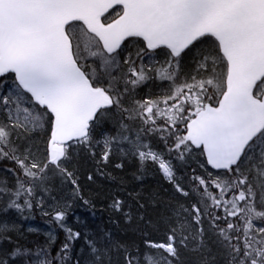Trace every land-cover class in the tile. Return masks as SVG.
Instances as JSON below:
<instances>
[{"label":"snow or ice","instance_id":"6c2138e0","mask_svg":"<svg viewBox=\"0 0 264 264\" xmlns=\"http://www.w3.org/2000/svg\"><path fill=\"white\" fill-rule=\"evenodd\" d=\"M77 159L172 189L114 195L138 238L85 235L87 264H264V0H0V215L65 233L0 221V264H82Z\"/></svg>","mask_w":264,"mask_h":264},{"label":"trees","instance_id":"16d2710c","mask_svg":"<svg viewBox=\"0 0 264 264\" xmlns=\"http://www.w3.org/2000/svg\"><path fill=\"white\" fill-rule=\"evenodd\" d=\"M1 162V161H0ZM119 162V161H116ZM75 164L77 175L79 177V183L83 181V179H87L88 175L90 173L98 174L95 169V164L93 161L85 160V159H77L73 162ZM3 165L5 166V169L8 167H11L10 163L3 161ZM105 173H111V178L107 176V178L101 179V183L99 182L98 185H102L99 188H103L101 193L102 196L100 198H88L91 203H95L96 205H100L101 208L99 210H102L101 213L97 214L96 217L91 218V220H85L86 216H92L90 211H84L79 210L78 213L71 211L69 212L68 219L66 221V224L73 228L75 231L81 232V239L76 241L73 245L74 249V255L77 254V256L85 257V259H82V264H87L86 256V245L84 236L88 235V237L96 238V239H102L103 235L107 232L112 233V236L115 239H118L121 232L120 227L113 230V223L114 220L120 218L118 214H114L111 209L108 207L109 203L111 202V198L114 195H120L121 197L128 200L129 203H133V201L127 196V193L129 190L135 189L137 192H141L144 196H147L149 193H158L159 199L167 202L170 198L172 189L171 186L167 184L166 181L155 171L149 169L145 175L144 179L142 181H136L132 178L133 172H135V167L130 161L125 162V168L123 170L116 169L114 165H109L107 168L104 169ZM6 173L4 171H0V177H4ZM105 176V175H104ZM153 180V181H150ZM57 184H59V181H57ZM110 184H114V186H111ZM70 185L67 186V189H70ZM98 188V189H99ZM120 188V191L118 190ZM118 190V192L116 191ZM82 203V202H81ZM133 207L135 209V205L133 203ZM97 210V212L99 211ZM162 211V208H153L151 205L147 207V215H151L155 217L158 212ZM14 220V221H11ZM0 221H7L14 223L16 225V230L12 231L11 233H18L26 235V242L25 246L31 247L36 244H40L39 242L43 240L42 244L46 243V238L43 232L40 234L43 235L42 238H39L36 233V231H24L23 227L26 224L32 225L31 228L33 229L34 226H40L43 228V231H47L48 233H52L55 238L56 237H62L65 239V233L64 231L59 228L57 224L51 221L50 217L43 216L39 210H36L32 213V218L28 220L21 219L17 213L14 211H11L7 215H0ZM47 226H49V229L51 231L46 230ZM123 228L125 231L130 235L132 238H138V234L136 233L135 229L138 227L137 224L133 223L131 225L126 224L125 222L122 223ZM30 229V228H29ZM28 229V230H29ZM22 232V233H21ZM13 237V236H12ZM45 240V241H44ZM13 242L18 243V239H14ZM3 247H8L7 243L3 245ZM82 251V252H81ZM55 254V252H54Z\"/></svg>","mask_w":264,"mask_h":264},{"label":"bare ground","instance_id":"6f19581e","mask_svg":"<svg viewBox=\"0 0 264 264\" xmlns=\"http://www.w3.org/2000/svg\"><path fill=\"white\" fill-rule=\"evenodd\" d=\"M3 169H5V166L3 165V161H1L0 162V171H2ZM93 176H94V179L92 181H89L88 179H83V181L80 183L82 193H83V195H84V197L86 199H88L90 197H92L94 199L95 198H100L102 196V193H104V192L101 193V191H102L103 188L102 187L99 188L102 185H98V183L99 182L101 183V179H103V177L104 178H107V175H105V176L102 177L100 174H94ZM150 181H153V180H150ZM110 185L111 186H114V184L113 185L110 184ZM118 190L120 191V188H118ZM118 190L116 189L117 192H118ZM129 191H132V190H129ZM100 208H101V206L100 205H96L95 203H91V205H83L81 202H77L73 206L71 212L72 213H74V212L78 213L79 210H81V211L83 210L84 213H85V211L86 212L87 211H90L92 216H90V217L89 216H86L85 219L83 220V221H85V220H91V218L96 217L97 214L101 213L102 210H99ZM97 210H99V211L97 212ZM134 211H135V209H134ZM11 221H14V220H11ZM114 221L115 222L113 223V230H115L116 228L120 227L119 229H120L121 234H120V236H119L118 239H129L131 237V234L129 235L125 231V229L123 228V226H122V223L125 222L124 219H123V217L118 218V220L115 219ZM8 223L9 224H12L11 222H8ZM31 226L32 225L26 224L23 227V229H22L23 232L24 231H29L28 229L31 228ZM33 229H38L39 230V231H36V233H38L37 236L39 238H42L43 237V235L40 234L41 232H43V234L45 235L44 237L46 238V240L48 239V232L47 231L44 232L42 227H40V226H38V227L37 226H34ZM136 229H135V231H136ZM46 230L51 231L49 229V226H47ZM136 233L139 235V233L137 231H136ZM11 235L14 237V239H18V244L25 246L26 237H27L26 235H24V234L18 235V233L17 234L16 233H11ZM55 239H56L55 245H52L51 246L52 247V250H53V254H54L56 248L59 246V244L62 243L65 240L62 237H56ZM42 242H43V240H41L39 243L42 244ZM75 256H77V254Z\"/></svg>","mask_w":264,"mask_h":264}]
</instances>
